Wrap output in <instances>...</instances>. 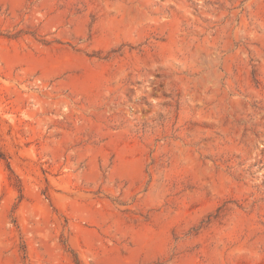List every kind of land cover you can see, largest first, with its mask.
I'll return each mask as SVG.
<instances>
[{
  "label": "rangeland",
  "instance_id": "374dc122",
  "mask_svg": "<svg viewBox=\"0 0 264 264\" xmlns=\"http://www.w3.org/2000/svg\"><path fill=\"white\" fill-rule=\"evenodd\" d=\"M0 264H264V0H0Z\"/></svg>",
  "mask_w": 264,
  "mask_h": 264
},
{
  "label": "trees",
  "instance_id": "16d2710c",
  "mask_svg": "<svg viewBox=\"0 0 264 264\" xmlns=\"http://www.w3.org/2000/svg\"><path fill=\"white\" fill-rule=\"evenodd\" d=\"M2 155V152L0 151V156Z\"/></svg>",
  "mask_w": 264,
  "mask_h": 264
}]
</instances>
